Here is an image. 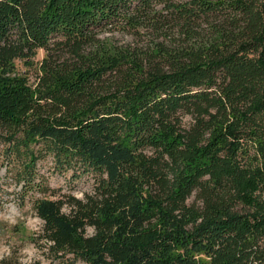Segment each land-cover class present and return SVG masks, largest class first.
Listing matches in <instances>:
<instances>
[{"label":"trees","instance_id":"trees-1","mask_svg":"<svg viewBox=\"0 0 264 264\" xmlns=\"http://www.w3.org/2000/svg\"><path fill=\"white\" fill-rule=\"evenodd\" d=\"M0 142L59 264H264V0H0Z\"/></svg>","mask_w":264,"mask_h":264},{"label":"rangeland","instance_id":"rangeland-1","mask_svg":"<svg viewBox=\"0 0 264 264\" xmlns=\"http://www.w3.org/2000/svg\"><path fill=\"white\" fill-rule=\"evenodd\" d=\"M96 33L109 44L129 48L137 54L148 51L156 41H164L150 27L131 28L128 24L121 23L100 28ZM43 53L39 50L35 59L39 60ZM18 69L27 74L29 82L35 80L34 68L18 63ZM1 146L0 142V148ZM9 157L13 159L2 157L0 160V259L7 256L8 260H18L22 264H59L57 259L48 257L45 240L38 236L42 220L32 207L29 193H22V179H15V173L23 169V161L15 155ZM35 168L46 177L49 184L71 191L77 196H82L91 188V178L87 174L78 176L73 174L71 167L55 166L51 154L38 160ZM87 230L91 232V228Z\"/></svg>","mask_w":264,"mask_h":264}]
</instances>
